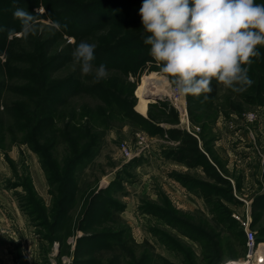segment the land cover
<instances>
[{"label": "rangeland", "instance_id": "obj_1", "mask_svg": "<svg viewBox=\"0 0 264 264\" xmlns=\"http://www.w3.org/2000/svg\"><path fill=\"white\" fill-rule=\"evenodd\" d=\"M81 1L89 3V0ZM14 8H22L35 16L36 32L26 38L21 30L13 32L7 36L8 40L14 37L18 39L12 45V52L9 56L0 52V264H67L63 263V257L70 260L69 264H75L74 250L78 239L107 228L115 230L114 233L121 232L125 247L114 248L116 253L104 248L82 247L79 258H95L100 264H107L112 256L118 254L119 264H134L146 251L159 255L170 264H183V259H187L183 254L185 252L190 254L193 264H224L230 260L257 264L256 251L262 248L264 253V201L253 205L256 196L264 194V64L259 60L251 64L248 74L252 80L251 87L242 92H233L217 83L218 94L210 104L192 109L191 118L194 121H191L188 112L190 125L199 128L195 132L200 148L210 163L217 167L220 176L228 181L229 187L218 178L208 177L201 166H194L189 171L178 170L158 159H149L150 154L138 157L140 161L129 164L132 160L126 161L122 156L119 143L126 141L134 147L136 135L147 132L140 123L115 120L119 122L116 123L117 127L107 130L101 138L97 155L75 171L76 178L67 183L68 196L72 195V199L67 204L66 218L62 220L65 228L58 229L50 224L52 214L61 206L57 199L66 189L64 185L55 183L51 185L52 190L58 188L61 193L52 196L39 157L24 143V133L17 126L28 120L18 119L17 123L5 109L11 105L28 106V99L21 95L31 86L26 76L35 74L43 78L46 58L55 52L61 55L75 39L61 35L59 30L52 27L53 21L42 4H33L30 8L19 4ZM108 30L97 32V36L107 37ZM84 42L97 44L93 38ZM78 68L68 63L53 76L61 78ZM107 71L109 82L114 83L117 94L124 100L134 99L136 112H139L137 108L143 79L151 74H160L149 66L137 78L118 70ZM91 74L95 76L94 71ZM162 83L160 88L164 87L165 91L168 84L164 78ZM160 95L163 96L162 93ZM246 95L249 96L247 100L243 98ZM84 100L90 99L84 97ZM153 102L149 100L148 104ZM145 113L146 110L141 114ZM58 124L56 122L52 129ZM43 139L40 137L39 142L46 144ZM55 150L53 158L61 164L65 155L63 144L59 143L51 152ZM148 161L151 164L147 167L144 164ZM59 172L62 174L63 168ZM174 174H183L197 183L214 187L216 192L211 204H207L204 196L188 188ZM39 178L44 185H40ZM229 188L230 192L227 191ZM95 195L100 196L93 198ZM102 196L118 206L110 209L104 219H98L99 216L85 218L84 211L88 204L101 202L104 205L99 200ZM243 199L250 203L247 205ZM213 204L227 208L231 217L233 214L240 216L242 222L233 218L242 229V224L248 220L249 227L255 232V246L249 258L245 239L243 244V240H237L233 234L230 236V232L213 220L214 214L210 211ZM150 206H155L159 215L152 213V209L148 208ZM213 207L219 208L216 205ZM161 209L185 224H193L212 233L213 242L220 241V247L218 243L216 247L222 249L221 257L218 258L215 251L210 257L203 258V248L192 239L189 228L180 229L166 222L165 218L160 217ZM80 225L83 230L79 228ZM154 229L177 244L181 243L185 249L176 251L175 246L157 237ZM45 234L52 240L48 241ZM144 242L148 243L144 245Z\"/></svg>", "mask_w": 264, "mask_h": 264}, {"label": "trees", "instance_id": "obj_2", "mask_svg": "<svg viewBox=\"0 0 264 264\" xmlns=\"http://www.w3.org/2000/svg\"><path fill=\"white\" fill-rule=\"evenodd\" d=\"M37 3L45 7L51 21L60 23L59 33L72 36L75 41L68 45L69 49L67 48L61 55H57L55 52L47 57L43 54L47 57L44 63L43 78L39 75L37 77L35 74L26 76L27 81H31V86L23 90L21 95L28 99V106L16 107L11 105L5 110L13 119L17 120V123L18 119L28 120L26 123L16 124L24 133V143L37 153L49 187L51 188V185L57 183L64 185L66 189L62 192V196L57 199L61 206L52 214L51 226L58 227V229L65 228L62 220L66 218L67 204L72 199V195L68 196L67 183L76 178L74 176L75 171L97 155L101 138L107 130L117 127L116 123L119 122H115V120H123L120 122L125 123L130 121L140 123L144 125L143 129L149 135L166 133L169 138L178 139L179 144L177 146L168 147L162 151L164 158L182 162L188 167L201 166L208 177L218 178L219 181L227 183L228 187L230 186L228 181L217 172V167L210 163L195 136L177 127L164 130L159 125V122L162 121L170 124L177 122V113L168 101L162 99L148 104L147 117H145L141 112L138 113L134 110V99L133 101L124 100L117 94L114 83L109 82L111 81L109 77L102 79L99 83H94L95 76L92 74L83 75L79 68L61 78L53 76V73L64 68L68 63L74 64L72 55L74 49L80 42H84L88 38L97 40L95 60L93 61L94 70L100 64H104L107 70H118L124 75L131 74L136 78L148 66L159 71L155 61L149 55L150 46L144 43V39L149 34L143 29L139 15L143 0H89V3L81 0H0V27L4 29V31H0V52L9 56L13 49V43L18 40L15 37L11 40L7 39L9 30L12 32L21 30L20 21L13 16L16 9L14 7L20 4L25 8H30ZM256 3L264 4V0ZM64 25L67 27L65 28ZM107 28L109 29L107 37L97 36V32ZM258 50L261 55L253 58V62L259 60L264 64V46H258ZM77 66L79 67V65ZM250 67L248 74L251 72ZM212 86L213 92L207 94V100H204L203 94L200 97L191 95L185 97L191 121H194L191 118V111L193 112L194 109L205 104H210L211 99L217 96L218 87L215 79L212 81ZM84 97L90 100H84ZM247 97L249 96L246 95L243 98L247 100ZM231 106L237 110L233 104ZM56 122H59L58 126L52 129ZM40 137H44L43 142L46 144L39 142ZM59 143L63 144L65 150L61 164L53 158V153L57 150L51 152L53 148H57ZM138 161L140 159H133L129 164ZM60 168H63L62 174L59 172ZM174 175L188 188L198 191L204 196L207 204H211L213 193L216 192L214 187L197 183L191 178L183 176V174ZM50 190L53 197L54 194L61 193L58 188L54 191L52 188ZM227 191L230 192V188ZM98 196L100 195H95L93 198ZM99 200L103 201L104 205L101 202L88 204L84 211L85 218L99 216L98 219H104L106 218L105 215H108V211H111L110 209L118 206L117 203L114 204L113 201L104 196ZM261 200L264 201V194L256 196L253 205H259ZM22 205L25 207L24 204ZM215 205L219 208H214ZM148 208H151V212L155 215H159V210L155 209V206ZM160 211V217L165 218L169 224L176 225L180 229L189 228V232H192V239L203 248V258L210 257L209 255L215 251L218 258L221 257L222 249L216 247L217 243L220 247V241L214 243L212 233L193 226V224H185L165 209ZM210 211L214 214L213 220L217 221V224L230 232L228 233L230 236L233 234L237 240H243L242 243L244 244V231L241 226L239 227L238 222L236 223V220L230 216L227 208L220 204H213L212 207L210 206ZM79 228L83 230V226L80 225ZM113 231L115 230L107 228L104 231H97L80 237L74 250L75 264H100L95 258L84 260L79 258L82 247L86 249L104 248L115 253L114 248L125 247V240L121 232L114 233ZM153 231L162 241L165 243L168 241L175 246L176 251L185 249L181 243L177 244L170 240L167 235L155 229ZM46 238L48 241L52 240L50 236L46 235ZM146 243L148 242H144V245ZM183 254L187 256V259H183V264H193L190 254L185 252ZM117 255L112 256L107 264H119ZM138 258L134 264H158L159 261L160 264H170L159 255L146 253V251L141 253Z\"/></svg>", "mask_w": 264, "mask_h": 264}, {"label": "clouds", "instance_id": "obj_3", "mask_svg": "<svg viewBox=\"0 0 264 264\" xmlns=\"http://www.w3.org/2000/svg\"><path fill=\"white\" fill-rule=\"evenodd\" d=\"M139 15L149 34L144 39L149 55L174 94H203L207 100L213 79L233 92L251 86L249 67L261 55L258 46H264V4L256 0H143ZM13 16L20 21L25 38L35 34L33 14L16 8ZM52 27L60 30L61 25L53 22ZM95 48V44L80 42L72 55L74 66L79 65L83 75L94 71V83H99L108 71L104 64L94 70Z\"/></svg>", "mask_w": 264, "mask_h": 264}, {"label": "built area", "instance_id": "obj_4", "mask_svg": "<svg viewBox=\"0 0 264 264\" xmlns=\"http://www.w3.org/2000/svg\"><path fill=\"white\" fill-rule=\"evenodd\" d=\"M162 95H163V98L166 101H168L169 105L175 109L177 116L179 118L180 126L183 129H185L187 132L191 133L193 136L198 138V136L196 135L197 132H195V130L198 131L199 128L190 125L189 115H188V110H187V102H186L185 97H182L178 94H174L169 85H167V88L162 93ZM164 138L166 139V141H170L171 145L173 146H176L178 144V141L169 140V137L167 136V134H164ZM118 147L121 151L122 156L126 159V161H130L138 157L148 155L151 153L150 136L144 132L138 133L136 135L134 147L129 146L126 141L120 142ZM243 200L245 201L247 205L250 203V201L247 202L245 199ZM233 217L241 222L243 221V219L240 218V216L236 214H233ZM242 226H243V230L245 234V244L248 249L247 257L249 258L255 246V242H254L255 232L249 227L248 220L245 224H242ZM62 259H63V263H67V264L70 263V260H68L67 258L63 257ZM240 263H241L240 261L230 260V261L225 262L224 264H240ZM52 264H55V263H52Z\"/></svg>", "mask_w": 264, "mask_h": 264}, {"label": "crops", "instance_id": "obj_5", "mask_svg": "<svg viewBox=\"0 0 264 264\" xmlns=\"http://www.w3.org/2000/svg\"><path fill=\"white\" fill-rule=\"evenodd\" d=\"M186 99V98H185ZM147 107H148V104H147ZM146 112H147V109H146ZM139 113V112H138ZM142 115H147V113L145 114H142ZM178 118V116H177ZM159 125L164 129L166 130L167 128H170V127H177L179 128L180 130H183V131H186L185 129H183L180 124H179V118L177 119V122L174 123V124H170V123H167V122H159ZM187 132V131H186ZM189 133V132H188ZM147 134V133H146ZM166 134V133H164ZM164 134L163 135H159V134H155V135H149L150 136V142H151V153L148 158L151 159V158H154V159H158L161 163H166V164H169L171 166H174L173 168L174 169H184L185 171H189L191 170L193 167H188L187 165H185L184 163L182 162H179V161H176V160H172V159H167V158H164L163 155H162V151L165 149V148H170V147H175L173 145H171L170 141H166V139L164 138ZM191 134V133H190ZM192 135V134H191ZM196 138V137H195ZM197 139V138H196ZM169 140L171 141H178V144H179V140L178 139H172V138H169ZM218 145V144H216ZM177 146V145H176ZM204 152V151H203ZM154 155V156H153ZM151 157V158H150ZM157 160V161H158ZM158 161V162H159ZM149 164L150 161L146 162V165L147 167L150 166ZM193 170V169H192ZM172 172V171H171ZM40 181V185H44V182L41 178H39Z\"/></svg>", "mask_w": 264, "mask_h": 264}, {"label": "bare ground", "instance_id": "obj_6", "mask_svg": "<svg viewBox=\"0 0 264 264\" xmlns=\"http://www.w3.org/2000/svg\"><path fill=\"white\" fill-rule=\"evenodd\" d=\"M144 84L140 90V98L138 100V108L137 110L141 113H144V111L147 109V104L149 102V95L152 94H158L163 93V88H160V85L163 86L162 80L163 77L160 74H151L145 77ZM159 92V93H158ZM251 255V254H250ZM256 261L257 264H261L264 262V253L263 249L259 248L256 251ZM242 261V260H241ZM240 264H247L245 261H242Z\"/></svg>", "mask_w": 264, "mask_h": 264}, {"label": "water", "instance_id": "obj_7", "mask_svg": "<svg viewBox=\"0 0 264 264\" xmlns=\"http://www.w3.org/2000/svg\"><path fill=\"white\" fill-rule=\"evenodd\" d=\"M162 99H164L163 96L158 95V94H154V95L150 94L149 95V100H152V101L162 100Z\"/></svg>", "mask_w": 264, "mask_h": 264}]
</instances>
